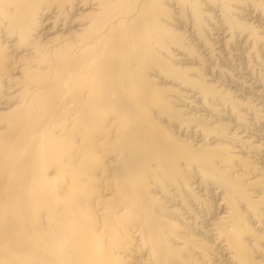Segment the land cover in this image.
I'll return each instance as SVG.
<instances>
[{
	"label": "bare ground",
	"instance_id": "bare-ground-1",
	"mask_svg": "<svg viewBox=\"0 0 264 264\" xmlns=\"http://www.w3.org/2000/svg\"><path fill=\"white\" fill-rule=\"evenodd\" d=\"M263 99L264 0H0V264H264Z\"/></svg>",
	"mask_w": 264,
	"mask_h": 264
},
{
	"label": "rangeland",
	"instance_id": "rangeland-1",
	"mask_svg": "<svg viewBox=\"0 0 264 264\" xmlns=\"http://www.w3.org/2000/svg\"><path fill=\"white\" fill-rule=\"evenodd\" d=\"M221 60H219L218 62H221L220 64L222 65V63L223 62H225L226 61V59L225 58H220ZM234 66H227L230 70V72L231 73H233V74H236V75H239V70H240V68H241V62L239 61V58L238 57H234ZM237 62V63H236ZM227 64V63H226ZM239 64V65H238ZM223 67H224V65H222ZM221 66V67H222ZM240 66V67H239ZM242 69H243V67H242ZM238 70V74L237 73H235L236 71ZM235 71V72H234ZM242 72H244V71H242ZM238 77H243L242 75L240 76H238ZM218 79L219 80H221V81H223L224 82V78H223V76H218ZM242 78H240L239 79V83L237 84V85H233V87H230L231 89H232V91H234L235 93H237V94H239V96L241 95V98H250V97H252V95L250 94V93H248V92H246V89L245 88H243L244 86H243V82L245 83V80H241ZM225 83V82H224ZM242 83V84H241ZM240 84V85H239ZM242 85V86H241ZM236 86V87H235ZM242 87V88H241ZM228 89H229V87H228ZM243 89V90H242ZM239 90V91H238ZM245 95V96H244ZM253 98V97H252ZM263 105H264V99L263 100H261L260 101Z\"/></svg>",
	"mask_w": 264,
	"mask_h": 264
}]
</instances>
